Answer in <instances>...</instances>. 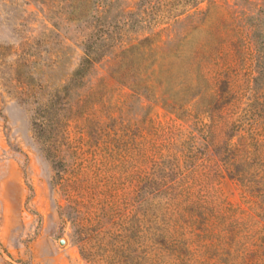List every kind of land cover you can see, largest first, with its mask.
Masks as SVG:
<instances>
[{"label":"rangeland","instance_id":"rangeland-1","mask_svg":"<svg viewBox=\"0 0 264 264\" xmlns=\"http://www.w3.org/2000/svg\"><path fill=\"white\" fill-rule=\"evenodd\" d=\"M93 1L0 0V264H264V0H118L51 119Z\"/></svg>","mask_w":264,"mask_h":264},{"label":"trees","instance_id":"trees-1","mask_svg":"<svg viewBox=\"0 0 264 264\" xmlns=\"http://www.w3.org/2000/svg\"><path fill=\"white\" fill-rule=\"evenodd\" d=\"M117 1L118 0H105L102 1L103 4H98V0H94L92 12H90L89 15H85L84 21L88 23L89 29L84 37V41L82 42V59L78 67L71 74L67 83L60 89L52 91L49 102L45 104L43 112L47 113L51 119L54 116H57L59 113L58 111L61 109L59 107L61 105H56L57 101L55 100V97H62L61 92L64 93L65 96L70 95L76 82L81 79L83 80L97 62L102 61L113 52V46L111 44L112 32L110 31L111 23H107L106 21L104 23L102 22V19H107L108 12L111 11L113 5ZM89 10H91V7ZM137 45L138 44H132L129 48L123 49L122 55L132 49H135Z\"/></svg>","mask_w":264,"mask_h":264},{"label":"water","instance_id":"water-1","mask_svg":"<svg viewBox=\"0 0 264 264\" xmlns=\"http://www.w3.org/2000/svg\"><path fill=\"white\" fill-rule=\"evenodd\" d=\"M61 242H62V243H64V242H65V240H64V239H62V240H61Z\"/></svg>","mask_w":264,"mask_h":264}]
</instances>
